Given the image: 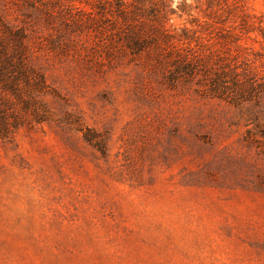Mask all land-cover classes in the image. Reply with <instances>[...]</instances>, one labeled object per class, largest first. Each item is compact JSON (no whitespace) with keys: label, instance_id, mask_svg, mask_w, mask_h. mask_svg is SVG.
Returning <instances> with one entry per match:
<instances>
[{"label":"rangeland","instance_id":"obj_1","mask_svg":"<svg viewBox=\"0 0 264 264\" xmlns=\"http://www.w3.org/2000/svg\"><path fill=\"white\" fill-rule=\"evenodd\" d=\"M164 1L198 51L203 1ZM243 5L257 24L242 44L260 51L264 0ZM10 12L48 88L10 97L0 264H264V97L240 109L172 89L155 58L109 57L64 19Z\"/></svg>","mask_w":264,"mask_h":264},{"label":"trees","instance_id":"obj_2","mask_svg":"<svg viewBox=\"0 0 264 264\" xmlns=\"http://www.w3.org/2000/svg\"><path fill=\"white\" fill-rule=\"evenodd\" d=\"M157 1L162 7H157ZM201 1L205 25L199 38L203 42L196 51L188 31L177 38L168 29L164 0H0L7 8L0 14V136L11 135L10 97L21 98L23 86L40 93L48 88L44 75L32 66L31 35L11 19L10 10L23 7L41 10L47 22L64 19L65 32L91 34L95 46L109 57L124 49L136 58L145 57L140 63L145 68L155 58L168 73L165 78L172 89L179 83L195 84L202 96L236 108L260 106L264 97V29L258 27L262 49L247 48L242 42L257 23L247 14L243 0ZM186 9L181 10L183 15Z\"/></svg>","mask_w":264,"mask_h":264}]
</instances>
